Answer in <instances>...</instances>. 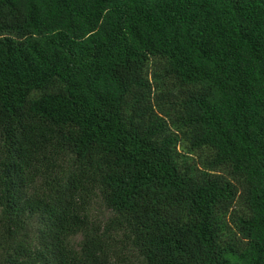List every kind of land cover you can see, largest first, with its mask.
Returning a JSON list of instances; mask_svg holds the SVG:
<instances>
[{
  "label": "trees",
  "instance_id": "trees-1",
  "mask_svg": "<svg viewBox=\"0 0 264 264\" xmlns=\"http://www.w3.org/2000/svg\"><path fill=\"white\" fill-rule=\"evenodd\" d=\"M0 264H264V0H0Z\"/></svg>",
  "mask_w": 264,
  "mask_h": 264
},
{
  "label": "rangeland",
  "instance_id": "rangeland-1",
  "mask_svg": "<svg viewBox=\"0 0 264 264\" xmlns=\"http://www.w3.org/2000/svg\"><path fill=\"white\" fill-rule=\"evenodd\" d=\"M179 149L181 151L184 150L183 147H179ZM234 210L237 212V214H242L244 212L243 210V206L238 203L235 205ZM109 213L103 208V206L101 205V203H94L93 207H92V216L93 218L96 220V222H105L107 220V218L109 217ZM226 222L228 225V229L232 232H235V226H234V222L231 219L230 215H228L226 217ZM80 237H78L75 240V243L77 244L80 241Z\"/></svg>",
  "mask_w": 264,
  "mask_h": 264
}]
</instances>
